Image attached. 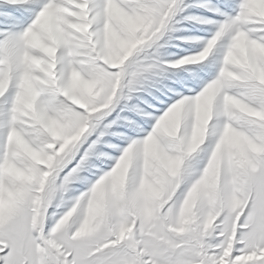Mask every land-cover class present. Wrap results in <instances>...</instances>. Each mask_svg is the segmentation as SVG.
<instances>
[{
    "label": "snow or ice",
    "instance_id": "1",
    "mask_svg": "<svg viewBox=\"0 0 264 264\" xmlns=\"http://www.w3.org/2000/svg\"><path fill=\"white\" fill-rule=\"evenodd\" d=\"M0 264H264V0H0Z\"/></svg>",
    "mask_w": 264,
    "mask_h": 264
}]
</instances>
